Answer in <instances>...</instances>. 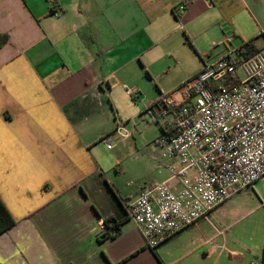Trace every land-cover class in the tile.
Returning <instances> with one entry per match:
<instances>
[{
  "label": "crops",
  "instance_id": "obj_1",
  "mask_svg": "<svg viewBox=\"0 0 264 264\" xmlns=\"http://www.w3.org/2000/svg\"><path fill=\"white\" fill-rule=\"evenodd\" d=\"M179 4L0 0V35L8 36L0 48V198L15 221L0 236V264H142L145 254L147 264H162L131 220L114 239H100L101 224L124 214V198L102 182L87 135L119 85L143 72L156 80L166 63L181 65L182 53L204 69L230 40L264 39V0H194L180 19ZM193 226L159 247L184 241ZM202 246L195 249L205 247L210 264L252 262L224 257L212 237Z\"/></svg>",
  "mask_w": 264,
  "mask_h": 264
},
{
  "label": "built area",
  "instance_id": "obj_2",
  "mask_svg": "<svg viewBox=\"0 0 264 264\" xmlns=\"http://www.w3.org/2000/svg\"><path fill=\"white\" fill-rule=\"evenodd\" d=\"M193 1L180 0L179 19ZM239 48L174 92L160 94L145 112L163 128L156 146L164 163L158 168L169 177L124 205L150 250L264 181V49L245 59ZM103 140L112 150L114 140ZM100 229L106 232L104 223ZM250 264H264V257Z\"/></svg>",
  "mask_w": 264,
  "mask_h": 264
},
{
  "label": "rangeland",
  "instance_id": "obj_3",
  "mask_svg": "<svg viewBox=\"0 0 264 264\" xmlns=\"http://www.w3.org/2000/svg\"><path fill=\"white\" fill-rule=\"evenodd\" d=\"M230 41L227 51L219 53L215 50L212 55H208L207 60L214 62L233 48L240 47L238 41ZM257 45V48H263L264 39L260 38ZM180 58L181 65L166 63L164 72L160 68L154 81L143 72L138 79L107 92L110 103L107 99L103 102L105 114L87 135L88 140L95 144L93 153L103 172L102 182L106 181L114 187L124 198L123 201L134 197L142 186L161 183L169 177L167 170L158 168L160 163H164L156 146L162 136L161 124L149 122L145 112L147 103L156 100L160 92H174L203 70L204 64L194 53H182ZM127 90L133 93L128 94ZM106 137L114 140L112 150L107 149L102 140ZM261 200H264V181L240 191L216 207L192 227L194 231L188 233L184 241L178 240L179 243H176L175 239L171 244L156 248L154 253L162 264H210V260L202 257L205 247L198 251L195 247L204 245L206 239L212 237L215 242L225 246L224 257L228 258L234 252L250 258L254 263H260L264 250V208ZM130 223L139 229L133 220ZM143 243L145 246L144 239ZM148 252L156 261L153 253L150 250ZM150 260L147 254L141 257L142 264Z\"/></svg>",
  "mask_w": 264,
  "mask_h": 264
},
{
  "label": "trees",
  "instance_id": "obj_4",
  "mask_svg": "<svg viewBox=\"0 0 264 264\" xmlns=\"http://www.w3.org/2000/svg\"><path fill=\"white\" fill-rule=\"evenodd\" d=\"M8 41L7 35H0V48L6 44ZM239 51L241 55L247 59L253 55H255L260 50L255 46L254 41H248L241 44ZM163 131V128H161ZM103 140V139H102ZM119 202L124 208V214H122L119 218L116 217H108L105 222L106 232L102 233L100 239H114L118 235L121 234V225L128 220H131L128 216L127 210L124 205V201L119 199ZM15 226V221L3 201L0 198V236L8 233Z\"/></svg>",
  "mask_w": 264,
  "mask_h": 264
}]
</instances>
